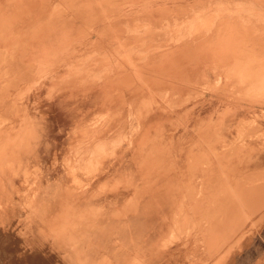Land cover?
<instances>
[{"label":"rangeland","instance_id":"obj_1","mask_svg":"<svg viewBox=\"0 0 264 264\" xmlns=\"http://www.w3.org/2000/svg\"><path fill=\"white\" fill-rule=\"evenodd\" d=\"M133 1L87 13L91 27L82 20L74 37L63 36L66 52L51 61L58 69L19 58L32 31L2 44L13 50L17 78L0 84L9 98L0 102V264H264V202L242 200L253 185L264 193V168L255 165L264 145V0H179L188 11L175 16L156 9L174 0H149V16ZM133 10L141 14L127 19ZM204 59L213 60L214 80L191 82L185 65ZM219 91L225 100L212 103ZM209 105L222 119L238 109L226 137L217 120L192 130L195 111Z\"/></svg>","mask_w":264,"mask_h":264},{"label":"bare ground","instance_id":"obj_2","mask_svg":"<svg viewBox=\"0 0 264 264\" xmlns=\"http://www.w3.org/2000/svg\"><path fill=\"white\" fill-rule=\"evenodd\" d=\"M17 1V0H16ZM49 1V0H48ZM119 1V0H118ZM173 1V0H172ZM263 1V0H262ZM82 2H88V4H87V7H84V8H88V14H89V12H93V11H96V12H99L100 14H106V13H110V12H113L112 11V9H111V5H113V3H111V0H60V2L59 3H57V4H52V5H48V4H46V5H44V10H42V11H40L39 13H33V14H21V13H18V15H14V16H7V15H2V14H0V46H2V44H5V42L7 43V41H9V40H11V38L13 39V32H15V33H17L19 36H21L23 33H24V30L26 31V33H30L31 31H32V34L33 35H31V36H29V37H27L26 39H24L23 41H22V44H23V48H25V51L26 52H22L21 53V55L19 56V58L21 59V58H24V59H28V60H32V62H33V66L34 67H37L38 69H41V68H43V67H46L47 66V68H50V66L53 68V69H58V63H56V65H54V63H52L51 61L52 60H54V59H58V55H61L62 53H65L66 51V49H67V47H65L66 46V44H64V42L66 41H64L63 42V44H62V41L61 40H63V36L65 35L66 36V34H70V35H72L75 31H77V30H81L82 29V24L84 25V22L83 23H81V25H80V22H82V20L83 21H85L86 20V22H89V25L88 26H90V19L88 18V17H86V14L84 15L83 14V6L82 5H84V4H81ZM89 2H91V4H89ZM151 2H154V1H149V0H134L133 1V5H135V4H138V5H144L145 6V8H147L146 10H145V13H146V15L147 16H149V14H148V12H150L151 13V8H149L150 7V5H151ZM165 2H167V3H169V0H165ZM173 2H177V4H175V5H166V6H164V7H161L160 9H158V8H156L157 9V11H161V12H163V13H166V14H170V15H173V16H175V15H177V14H180V13H185V12H187L188 10H186L187 8H188V5L187 4H183V3H187V2H181V3H179V0H174ZM13 3V2H12ZM12 3H10L9 2V4H8V6H17V5H13ZM16 4H18V3H16ZM197 4V3H196ZM204 4V3H203ZM124 5V4H123ZM129 5V4H128ZM190 5H192V4H190ZM20 7V6H19ZM52 8V9H51ZM193 8H195V7H193ZM46 10L48 11V12H50V14L48 15V17H47V19L46 20H44V21H41V18H43V16H44V14L46 13ZM115 10V9H114ZM117 10V9H116ZM119 10V9H118ZM154 10H155V8H154ZM52 11V12H51ZM130 12V14L128 13L127 15H126V17H127V19H129V18H132L130 15L132 14V15H140L141 14V12H138V11H135L134 12V10L132 11V13H131V11H129ZM155 12V11H154ZM196 12V11H195ZM114 13V12H113ZM118 13V12H117ZM138 13V14H137ZM99 15V14H98ZM116 15V14H115ZM115 15H113V16H115ZM125 15V14H124ZM123 15V16H124ZM145 15V16H146ZM90 16V15H89ZM103 16V15H102ZM130 16V17H129ZM92 17V16H91ZM90 17V18H91ZM99 17H101V15H99ZM117 18V17H116ZM115 18V19H116ZM118 18H119V16H118ZM141 18V17H140ZM146 18H148V17H146ZM160 18V17H159ZM170 18V17H169ZM239 18V17H238ZM91 19H93V18H91ZM94 19H96V17L94 18ZM110 19V18H109ZM222 19V18H221ZM102 20H104V19H102ZM169 20V19H168ZM223 20H225V19H223ZM227 20V19H226ZM229 20V19H228ZM93 21V20H92ZM130 21V20H129ZM221 21V20H220ZM240 21V20H239ZM238 21V19H237V22H239ZM85 22V23H86ZM95 22H97V21H95ZM161 22V21H160ZM223 22V21H222ZM225 22V21H224ZM98 23V22H97ZM100 23V22H99ZM234 23V22H233ZM86 24H88V23H86ZM92 24H93V22H92ZM91 24V25H92ZM155 24H157V22H155ZM240 24V23H239ZM97 25V24H96ZM217 25V24H216ZM242 25H243V23H242ZM245 25V24H244ZM32 26H34L33 28H32ZM85 26H87V25H85ZM87 26V27H88ZM93 26H95V24H93ZM104 26V25H103ZM234 26H235V24H234ZM239 26H241V25H239ZM239 26H238V28H239ZM254 26V25H253ZM28 27V28H27ZM87 27H86V29H87ZM91 27V26H90ZM102 27V26H101ZM105 27H106V29L108 30V29H110V27H108L107 28V26L105 25ZM243 27H245V26H243ZM247 27V26H246ZM31 28V29H30ZM100 28V27H99ZM104 28V27H103ZM242 28V27H241ZM248 28V27H247ZM84 29H85V27H84ZM88 29H90V28H88ZM249 29V28H248ZM222 30V29H221ZM246 30V29H245ZM84 31V30H83ZM91 31L93 32L94 30H92V28H91ZM100 31L102 32V29H100ZM109 31V30H108ZM217 31V30H216ZM239 31H240V28H239ZM34 32V33H33ZM104 32H106V31H104ZM111 32V31H110ZM161 32V31H160ZM159 32V33H160ZM221 32H223V31H221ZM242 32H243V30H242ZM248 32V31H247ZM255 32H257V31H255ZM254 32V33H255ZM78 33V32H77ZM87 33H89V32H87ZM103 33V32H102ZM120 33V32H119ZM245 33V32H244ZM262 32H260V34H261ZM264 33V32H263ZM80 34H81V32H80ZM79 34V36L81 37V35ZM86 34V33H85ZM85 34H83L84 36H85ZM99 34V33H98ZM97 34V35H98ZM114 34V33H113ZM124 34V33H123ZM156 34L157 33H152V37L151 38H156ZM162 34V33H161ZM160 34V36H163V35H161ZM197 34H199V35H201L199 32L197 33ZM216 34V33H215ZM235 34V33H234ZM233 34V35H234ZM243 34V33H242ZM248 34V33H247ZM246 34V35H247ZM259 34V35H260ZM99 35H101V34H99ZM109 35H110V33H109ZM146 35V34H145ZM148 35V34H147ZM159 35V34H158ZM199 35H198V37H199ZM236 35V34H235ZM244 35V34H243ZM259 35H257L258 37H259ZM73 36V35H72ZM86 36H87V34H86ZM209 36H210V33H209ZM212 36V35H211ZM257 36H256V38H257ZM70 37V36H69ZM74 37V36H73ZM72 37V38H73ZM111 37V36H110ZM113 37V36H112ZM111 37V38H112ZM127 37V36H126ZM141 37H143V36H141ZM238 37V36H237ZM242 37V35L241 36H239V39ZM248 38H251V36L249 37V36H247ZM247 37L245 36L244 38H246V40H247ZM62 38V39H61ZM65 38H67V37H64V39ZM77 38H79V37H77ZM86 38V37H85ZM100 37H98V39H99ZM103 38V37H102ZM101 38V39H102ZM110 38V40H112ZM205 38V37H204ZM204 38H202V39H204ZM212 38V37H211ZM74 39V38H73ZM76 39V38H75ZM83 39V38H82ZM97 39V40H98ZM104 39H106V38H104ZM107 39H108V37H107ZM161 39V38H160ZM159 39V40H160ZM199 39V38H198ZM258 39V38H257ZM81 40V39H80ZM96 40V39H95ZM196 40H197V38H196ZM206 40V39H205ZM249 40H251V39H249ZM259 40H261V39H259ZM78 41V40H77ZM77 41L75 42V44L77 43ZM103 41V40H102ZM15 42V41H14ZM72 42H74V41H72ZM99 42V41H98ZM192 42V41H191ZM190 42V43H191ZM200 42V41H199ZM251 42V41H250ZM258 42V41H257ZM263 42V41H262ZM78 43H79V41H78ZM242 43H243V41H242ZM260 43V42H259ZM62 44V45H61ZM73 45H74V43H72ZM105 44V43H104ZM107 44V43H106ZM192 44V43H191ZM202 44V43H201ZM205 44V43H204ZM204 44H202V45H204ZM245 44V43H244ZM248 44V43H247ZM251 44H253V43H251ZM255 44V43H254ZM258 44V43H257ZM53 45H57V47L58 48H56V49H53ZM94 46V45H93ZM100 46V45H99ZM98 46V47H99ZM105 46H107V45H105ZM187 46H188V44H187ZM187 46L185 45V44H183V46H181V48H179V49H186L187 48ZM200 46V45H199ZM198 46V47H199ZM247 46V45H246ZM259 46V45H258ZM97 47V46H96ZM198 47H196L194 50H193V52H196V49L198 48ZM254 47V46H253ZM257 46H255V48H256ZM19 48V47H18ZM73 48V47H72ZM86 48H88V46L86 47ZM95 48V47H94ZM260 48H261V46H260ZM70 49V48H69ZM69 49H68V51H69ZM97 49H99V48H97ZM190 49V48H189ZM228 49L229 48H227V49H224V52H226V51H228ZM262 49V48H261ZM264 49V48H263ZM52 50H54V52L56 53V58H55V56H52L54 53L52 52ZM72 50V49H71ZM71 50H70V52H71ZM95 50V49H94ZM93 50V51H94ZM191 50V52H192V49H190ZM253 50V49H252ZM77 51V50H76ZM85 51H87V50H85ZM250 51V50H249ZM258 51H259V49H258ZM16 52V51H15ZM58 52V53H57ZM69 52V53H70ZM74 52H75V50H74ZM74 52H71V53H74ZM82 52H83V50H82ZM234 54H236V51H232ZM251 52V51H250ZM254 52H255V50H254ZM190 53V52H189ZM256 53H259V52H256ZM58 54V55H57ZM84 54V53H83ZM153 54V53H152ZM191 54V53H190ZM168 55V54H167ZM252 55V53L250 54V56ZM257 56H255V55H253L254 57H258V54H256ZM261 55V54H260ZM67 56H68V54H67ZM76 56V55H75ZM78 56H79V54H78ZM170 56V55H169ZM264 56V55H263ZM263 56H259L260 58H262ZM158 57V56H157ZM160 57V56H159ZM258 57V58H259ZM259 58V59H260ZM240 59V58H239ZM238 59V60H239ZM264 59V58H263ZM50 60V61H49ZM130 60V59H129ZM237 60V61H238ZM250 60V59H249ZM252 60V59H251ZM250 60V61H251ZM253 60H255V58L253 59ZM262 59H260V61H261ZM13 61H15V60H13V50L10 52V50L8 49V50H4V48L3 49H0V84L1 83H3L4 84V82L6 81V79H8V78H13ZM71 61V60H70ZM79 61H80V59H79ZM131 61V60H130ZM149 61H150V59H149ZM243 61V60H242ZM264 60H262L261 61V63L263 62ZM16 62V61H15ZM35 62V63H34ZM245 62V61H244ZM252 62V61H251ZM254 62V61H253ZM252 62V63H253ZM132 63V62H131ZM196 63V61H194V64ZM254 63H256V62H254ZM253 63V64H254ZM76 64V63H75ZM74 64V65H75ZM17 65V64H16ZM24 65V64H23ZM133 65V64H132ZM141 65V64H140ZM262 65H264V63L262 64ZM31 66V65H30ZM30 66H27V68L28 67H30ZM33 66H31V67H33ZM139 66V65H138ZM137 66V67H138ZM23 67V66H22ZM141 67V66H140ZM250 67V66H249ZM258 67V66H257ZM256 67V68H257ZM16 68H17V66H16ZM15 68V69H16ZM147 68V67H146ZM231 68V67H230ZM241 68V67H240ZM255 68V69H256ZM259 68H261L262 69V67H259ZM22 69V68H21ZM23 69H25V67L23 68ZM30 69V68H29ZM33 69V68H32ZM31 69V70H32ZM140 69V68H139ZM148 69V68H147ZM233 68H231V70H232ZM254 69V68H253ZM31 70H29V73H30V71ZM131 70H132V68H131ZM150 70V69H149ZM250 70H252V67H251V69ZM250 70H248V71H250ZM25 71H26V69H25ZM50 71V70H49ZM132 71H134V70H132ZM140 71H143V69L141 70L140 69ZM146 71V69L144 70V72ZM151 71V70H150ZM33 72V71H32ZM41 72V71H40ZM40 72H38V73H40ZM53 72V71H52ZM117 72V71H116ZM135 72V71H134ZM147 72V71H146ZM149 72V71H148ZM224 72V73H223ZM252 72H253V70H252ZM261 72V71H260ZM260 72H258V73H260ZM19 73L22 75V72H20L19 71ZM43 74H45V72H42ZM41 73V74H42ZM47 73V72H46ZM118 73H120L119 71H118ZM151 73V72H150ZM221 77H222V75H224L225 74V70H222L221 71ZM16 75H18V73H15ZM24 74V73H23ZM42 74V75H43ZM139 74V73H138ZM140 74H144V73H141L140 72ZM247 74H248V72H247ZM261 74V73H260ZM24 75H26L27 76V74H24ZM47 75V74H46ZM45 75V76H46ZM118 75V74H117ZM137 75V74H136ZM149 75V74H148ZM261 75H263V74H261ZM20 76V75H19ZM120 76V75H119ZM126 76V75H125ZM124 76V77H125ZM134 76H135V74H134ZM140 76V75H139ZM260 76V75H259ZM264 76V75H263ZM29 77H31V75L29 76ZM121 77H123V76H121ZM120 77V78H121ZM127 78L128 77H130V76H126ZM125 77V78H126ZM245 77V76H244ZM253 77H255L254 76V74H253ZM14 78H17V76H15ZM14 78L13 79H11V81H13L14 80ZM19 78H21V77H19ZM39 78V77H38ZM41 78V77H40ZM39 78V79H40ZM59 78V77H58ZM110 77H108V79H109ZM112 78V77H111ZM117 78H118V76H117ZM137 78L139 79V77H136V80H137ZM246 78V77H245ZM260 78V77H259ZM23 78H21V80H22ZM26 79H28V78H26ZM32 80V79H34V78H29V80ZM129 79V78H128ZM134 79V78H133ZM258 79V78H257ZM256 79V77L255 78H251V79H249V82L250 83H255V82H257L258 80ZM18 80V79H17ZM16 80V81H17ZM30 80V81H31ZM41 81L43 80V79H40ZM105 80V79H104ZM122 80L125 82V80L122 78ZM10 80H8V82L7 83H9L8 85H10V82H9ZM26 81V80H25ZM24 81V82H25ZM28 81V80H27ZM33 81V80H32ZM240 81V80H239ZM243 81V80H242ZM242 81H240V82H242ZM5 82V84H7ZM14 82V81H13ZM18 82H19V80H18ZM39 82V81H38ZM72 82H74V81H72ZM103 82V81H102ZM130 82V81H129ZM132 82V81H131ZM130 82V83H131ZM15 83V82H14ZM19 83H21V82H19ZM122 83V82H121ZM242 83H247V81L245 80L244 82H242ZM22 85V84H21ZM27 85V84H26ZM250 85V84H249ZM257 85V84H256ZM264 85V84H263ZM7 86V85H6ZM6 86H3V88L5 89V88H7ZM13 85L11 84L9 87L11 88ZM33 86V85H32ZM246 87H248V86H246ZM257 87V86H256ZM3 88H1V89H3ZM30 88V87H29ZM245 87H243V89H244ZM260 88V87H259ZM19 89V88H18ZM17 89V90H18ZM246 89V88H245ZM263 90H264V88H262ZM6 90V89H5ZM27 90V89H26ZM8 91V90H7ZM7 91H5V92H7ZM28 91V90H27ZM222 91H224V92H226V90L224 89V90H222ZM4 92V90L3 91H1L0 90V102H2V99H8L9 100V98H8V94L7 93H3ZM243 92V91H242ZM24 93H26V91L24 92ZM23 93V94H24ZM236 93V92H235ZM235 93H234V95H235ZM244 93V92H243ZM19 94H20V92H19ZM22 94V93H21ZM216 94V93H215ZM259 95V94H258ZM21 96V95H20ZM238 96V95H237ZM240 96V95H239ZM242 96V95H241ZM240 96V97H241ZM241 98H243L244 99V97H241ZM13 99V98H12ZM20 100H22V99H20ZM7 101V100H6ZM13 101V100H12ZM238 101V100H237ZM261 102V101H260ZM4 103V102H3ZM248 103V102H247ZM262 103V102H261ZM252 104V103H251ZM22 105V104H21ZM228 106V105H227ZM243 106V105H242ZM0 107H1V105H0ZM7 107L8 108H5V109H3V110H7V112L9 111V112H11L10 110V108L9 107H11V106H9V105H7ZM2 108V107H1ZM1 108H0V111H1ZM230 109V108H229ZM14 110H15V108H14ZM229 111V110H228ZM3 112H6V111H3ZM9 112H8V115H9ZM227 112V111H226ZM12 113H13V111H12ZM15 113V112H14ZM220 113V112H219ZM2 114V113H1ZM6 113H4L3 115H5ZM221 115V114H220ZM223 115H224V113H223ZM2 116V115H1ZM1 118H3V117H1ZM0 118V119H1ZM6 119V118H5ZM3 121H4V118H3ZM239 127V126H238ZM252 128H254V127H252ZM255 129V128H254ZM200 131V130H199ZM250 131V130H249ZM255 131V130H254ZM254 131H252V132H254ZM241 133V132H240ZM243 133V132H242ZM244 137H245V135H244ZM132 140H134V138L132 139ZM135 141V140H134ZM145 141V136H143L142 134L137 138V149L138 150H141V146H142V144H143V142ZM229 147H231L230 145H229ZM235 147V146H234ZM244 148V147H243ZM233 150H232V148H231V152H232ZM230 152V153H231ZM232 156V155H231ZM254 172V171H253ZM252 172V173H253ZM257 172V171H256ZM221 173H223V172H221ZM248 173V172H247ZM250 173V172H249ZM246 174V173H245ZM251 174V173H250ZM244 175V174H243ZM242 175V176H243ZM251 175H254V174H251ZM256 175V174H255ZM258 176L260 175V174H257ZM246 176V175H245ZM248 176V175H247ZM247 176H246V179H247ZM244 178V177H243ZM237 179V178H236ZM235 179V180H236ZM241 179V178H240ZM245 179V178H244ZM251 180H253L252 179V177H251ZM259 180V179H258ZM246 182H248L247 180L245 181V183ZM263 182V181H262ZM244 183V184H245ZM251 183V182H250ZM253 183H254V181H253ZM243 184V185H244ZM249 183H247V185H248ZM223 185V184H222ZM234 185H235V183H234ZM239 185H240V183H239ZM246 185V186H247ZM245 186V185H244ZM243 186V187H244ZM249 186V185H248ZM248 186H247V188H248ZM251 186V188L254 186V187H256L255 185H253L252 186V184L250 185ZM222 187V186H221ZM225 187V186H224ZM223 187V188H224ZM228 187V186H227ZM253 187V188H254ZM230 188V187H229ZM246 187H244L243 189H245ZM246 188V189H247ZM250 189L249 191H246V193H245V197H244V199H242L243 200V202H244V204H247V205H249V206H257L258 208L263 204V199H264V193L263 192H260L259 190H258V187L256 188L257 190H255V189ZM262 188V187H261ZM260 189V188H259ZM193 191V190H192ZM245 191V190H244ZM259 191V192H258ZM233 193H234V191H232ZM190 193V192H189ZM188 193V194H189ZM236 193V192H235ZM234 193V194H235ZM243 193V192H242ZM233 194V195H234ZM236 194H238V193H236ZM240 195H242V194H240ZM186 196H188V195H186ZM231 196V195H230ZM236 196V195H235ZM189 197V196H188ZM189 199V198H188ZM234 199V198H233ZM238 200H240V199H238ZM189 201V200H188ZM236 201V200H235ZM221 202H223L222 200H221ZM232 202V201H231ZM219 203H220V201H219ZM224 203H226L225 201H224ZM238 203H241V201L240 202H238ZM237 203V204H238ZM214 204V203H213ZM233 204V202L231 203V205ZM236 204V202H235V205H237ZM215 205V204H214ZM213 206V205H212ZM234 206V205H233ZM245 206V205H244ZM243 206V207H244ZM219 207V206H218ZM217 206L216 207H214V208H217V211H219ZM221 207V206H220ZM214 208L212 209V211L214 210ZM222 208V210H223V207H221ZM233 210V209H232ZM244 210V209H243ZM248 210V209H247ZM210 211H211V209H210ZM221 211V210H220ZM225 210H223L222 211V215H223V213H225L226 214V211L224 212ZM245 211V210H244ZM228 212V211H227ZM232 212V211H231ZM213 213V212H212ZM215 213V212H214ZM221 213V212H220ZM230 213V212H229ZM233 213H235L234 211H233ZM251 213V212H250ZM228 214V213H227ZM232 214V213H231ZM231 214H230V216H231ZM221 215V214H220ZM242 216L241 217H243V216H245V215H243V214H241ZM232 216L234 217V214H232ZM238 216H240L239 214H238ZM253 216V215H252ZM227 217H229V215L227 216ZM233 217H230V218H232L233 219ZM236 217V216H235ZM249 217H250V215H249ZM249 217H248V219H249ZM222 218V220L223 221H225L227 218H226V215H225V220H224V218L223 217H221ZM243 218H245V217H243ZM247 218V217H246ZM231 221V220H230ZM233 223V222H232ZM223 225L224 224H226L225 222L224 223H222ZM245 224V223H244ZM233 225H235L236 226V224H233ZM211 226V225H210ZM228 226V225H227ZM215 227V226H214ZM213 227V229H211V227H210V229L211 230H217L216 228H214ZM209 228V227H208ZM236 229L238 228V231H239V227L238 226H236L235 227ZM225 229H226V231L228 230L226 227H225ZM232 231H234V230H232ZM208 232V231H207ZM215 232V231H214ZM228 232H230V231H227V233ZM235 232V231H234ZM231 233V232H230ZM230 233H229V235H230ZM221 234V233H220ZM216 235H218L217 234V232H216ZM235 235V234H234ZM8 236V235H7ZM231 236H233V235H231ZM224 237V236H223ZM3 238V237H2ZM226 238V240H228L227 239V237H225ZM225 238H224V240H225ZM229 241H230V239H229ZM224 243V242H223ZM5 244V243H4ZM221 244V243H220ZM225 245H226V242L224 243ZM223 245H221V247H222ZM218 249H221V248H218ZM218 249H216V250H218ZM210 253V252H209ZM3 254V253H2ZM6 254V253H5ZM7 255V254H6ZM7 257V256H6ZM12 257V256H11ZM3 258V257H2ZM1 259V258H0ZM11 259V258H10ZM2 264V263H1Z\"/></svg>","mask_w":264,"mask_h":264},{"label":"crops","instance_id":"obj_3","mask_svg":"<svg viewBox=\"0 0 264 264\" xmlns=\"http://www.w3.org/2000/svg\"><path fill=\"white\" fill-rule=\"evenodd\" d=\"M9 2L10 3L13 2L12 4L17 5V6H12V5L8 6ZM59 2H60V0H49V1L48 0H17V1L16 0H0V14H2V15L13 14V12H15L16 15H18V13H21V14L39 13L40 11L44 10V5H46V4L52 5V4H57ZM16 3H18V4H16ZM111 3H113V0H111ZM163 3H165V2H163ZM81 4H84L85 7H87L88 2H82ZM89 4H91V2H89ZM83 8H84V6H83ZM85 9L88 11V8H84L82 10L83 14L88 13ZM93 12H96V11H93ZM49 14H50V12H48L46 10V13L44 14L43 18H41V21L46 20ZM86 17H88V14L86 15ZM0 48H1V46H0ZM178 61L183 63V64H180V66L178 65L174 69L173 73H175L177 75V77H181V75H183V74H181L179 72V68L181 69L184 67L185 61L183 59L178 60ZM212 61L213 60H210V59H208V60L204 59V60H201L200 63L196 62V64H194L193 66L185 65L186 66L185 70L187 72H190L193 69L192 72H190V73H192V75H190V77L192 78L191 82L202 83L205 81V79H209V77H211V80H214L215 76H211V73L209 71V69H211V67H213L211 65ZM223 61H225V60H223ZM173 62L176 63V61H172L171 63H173ZM216 69H218V71L220 72V67H216ZM223 76L224 75H222V77ZM224 82L225 81H223V84H225ZM106 86H108V82H107ZM223 92L219 91V92H215L216 94L213 93L212 96H210L212 103H213V101H220L223 99L225 100V98H224L225 92H224V94H222ZM256 109H258V107H256ZM198 110L195 111L196 118H194V121L191 125L192 130H194V131H199V130L200 131H209L208 128H205V126L208 125L209 120L210 119H211V121L217 120L215 122H217L218 126H220L219 129H220L221 133H223L224 137H226V133L229 130H232V127L235 124V121L233 119H235V117H237L235 115H236L238 109L236 110V112L231 113L230 117L227 119H222L221 108H215L214 106L209 105L205 108H202V110L200 112H198ZM210 116L213 117V119L209 118ZM214 116H217V119L214 118ZM243 117L244 116L240 115V119H242ZM171 120L172 121L177 120V118L171 119ZM205 121H208L207 125L204 123ZM201 122H203V123H201ZM261 124H262V129L260 130V132L264 133V121H262ZM219 141H220V139H219ZM263 141L264 140H262V142ZM259 145H260V143H259ZM223 146H224V142L222 144H221V142L218 143L217 148L219 149V154L224 153ZM261 146L263 147V149H260L259 153L257 154L256 159H255V165H257V167H259V168H264V145H261ZM220 157H223V155L222 154L219 155V158ZM217 162L220 163L222 161H220V159H219Z\"/></svg>","mask_w":264,"mask_h":264}]
</instances>
